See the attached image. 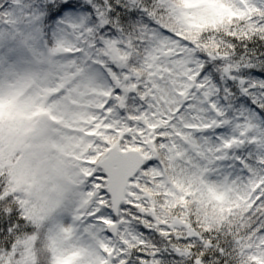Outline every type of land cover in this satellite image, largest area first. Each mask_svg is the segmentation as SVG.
<instances>
[{
	"label": "snow or ice",
	"instance_id": "obj_1",
	"mask_svg": "<svg viewBox=\"0 0 264 264\" xmlns=\"http://www.w3.org/2000/svg\"><path fill=\"white\" fill-rule=\"evenodd\" d=\"M0 264H264V0H0Z\"/></svg>",
	"mask_w": 264,
	"mask_h": 264
}]
</instances>
